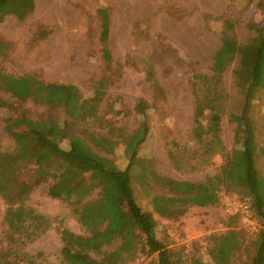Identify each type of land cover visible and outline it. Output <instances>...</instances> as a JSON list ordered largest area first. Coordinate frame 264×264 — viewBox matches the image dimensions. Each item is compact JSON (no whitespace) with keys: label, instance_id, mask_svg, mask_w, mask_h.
Listing matches in <instances>:
<instances>
[{"label":"rangeland","instance_id":"obj_1","mask_svg":"<svg viewBox=\"0 0 264 264\" xmlns=\"http://www.w3.org/2000/svg\"><path fill=\"white\" fill-rule=\"evenodd\" d=\"M100 9H107L110 14L107 47L111 65L103 58ZM227 18L236 22L233 37L242 43L250 35L249 24L264 23V0H35L34 12L24 21L8 16L0 23V44L4 46L0 69L4 73L33 74L47 83L72 85L86 98L92 97L99 81L106 79L107 94L101 103L100 116L125 134L134 133L142 122L135 111L136 105L147 103L150 131L139 150L140 163L132 172V188L140 207L153 213L157 237L173 250L179 264H214L207 253V239L223 234L227 226L239 232V249L232 251L231 247L230 264H250L254 254L252 244L256 234L242 216L230 214L234 202H243L237 194L228 195L219 190L216 206L190 207L177 220L157 215L151 203L154 196L171 195L152 178V172L179 182H202L219 173L223 164L221 155L200 162L199 147L192 137L196 106L193 84L197 74L212 70ZM146 63H150L151 70ZM235 65L236 62L226 71L222 86L226 112L221 138L228 152L238 146L236 123L230 119V113L236 111L241 101L234 83ZM149 75L153 81L148 79ZM3 97L11 105L0 108V150L3 151L13 148V140L6 131L7 119L20 113L33 120H57L62 115L60 110ZM251 116L256 122L257 142L263 148L264 106L255 102ZM61 147L67 148V143ZM124 150L120 145L113 156H106L120 170L127 166ZM256 168L264 179L263 153L258 155ZM141 169H146L145 178L140 176ZM98 193L96 190L94 195ZM26 203L52 224L45 235L25 249L30 260L37 264L101 260L93 254L62 255V230L75 235L88 234L67 204L48 196V185L37 188ZM6 210L0 196V237L7 229ZM251 215L252 223L259 228L260 223ZM18 220L15 216L13 227ZM129 247L128 235L114 240L105 251H119L111 263H153V257L131 254Z\"/></svg>","mask_w":264,"mask_h":264},{"label":"trees","instance_id":"obj_2","mask_svg":"<svg viewBox=\"0 0 264 264\" xmlns=\"http://www.w3.org/2000/svg\"><path fill=\"white\" fill-rule=\"evenodd\" d=\"M34 10L35 0H0V23L8 16L24 21ZM98 16L103 58L111 65L107 47L110 14L107 9H100ZM223 25L222 43L212 70L197 74L193 84L196 106L192 129L200 162L221 155L223 164L219 173L202 182H179L152 172V178L171 195L154 196L151 203L157 215L177 220L190 207L216 206L219 190L239 195L240 201L250 204L251 213L260 223L249 262L264 264V179L256 168L264 146L259 147L256 122L251 116L255 102L264 106V23L249 24L250 35L242 43L233 37L236 22L232 18L224 20ZM3 54L4 46L0 44V55ZM235 62L234 83L241 101L236 111L230 113V119L236 123L238 146L228 152L221 138L226 112L222 86L226 71ZM146 66L152 69L150 63ZM148 79L153 81L151 75ZM107 87V80H100L93 96L86 98L75 86L47 83L33 74L13 76L0 69V108L11 107L3 97L7 96L21 104L29 101L62 112L57 120H33L25 113L6 120L13 148L0 150V196L7 206V229L0 237V264H37L24 251L45 235L52 224L49 218L29 207L26 200L44 184L48 185V196L67 204L88 234L75 235L62 230V255L71 257L80 253L101 257L99 262L61 261L60 264H118L111 261L119 256V251L107 253L105 248L128 235L131 254L153 257L152 264L181 263L176 261L173 250L157 237L153 213L140 207L132 188V172L140 163L139 150L150 131L148 105L144 101L136 105L135 111L142 122L134 133L125 134L100 116ZM64 142L67 148L61 147ZM120 145L125 149V170L106 157L113 156ZM145 172L146 169H141L142 178ZM96 190L99 193L94 195ZM15 216L19 220L13 227ZM227 228L223 234L207 239V253L214 264H230L229 255L239 249V232Z\"/></svg>","mask_w":264,"mask_h":264},{"label":"built area","instance_id":"obj_3","mask_svg":"<svg viewBox=\"0 0 264 264\" xmlns=\"http://www.w3.org/2000/svg\"><path fill=\"white\" fill-rule=\"evenodd\" d=\"M230 214L231 215H240L243 218V221L247 223L249 227H251V230H253L252 233L257 234L260 227L257 228V226L252 223V215H251V208L250 204L247 201L236 203L234 202L233 206H230Z\"/></svg>","mask_w":264,"mask_h":264}]
</instances>
